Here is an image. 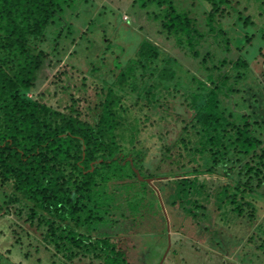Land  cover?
<instances>
[{
    "label": "trees",
    "instance_id": "16d2710c",
    "mask_svg": "<svg viewBox=\"0 0 264 264\" xmlns=\"http://www.w3.org/2000/svg\"><path fill=\"white\" fill-rule=\"evenodd\" d=\"M68 1L0 0V184L14 189V193L6 196L5 204L25 199L33 204L32 214L53 217L50 219V235L54 246L63 250L62 255L67 261H73L74 249L89 246L94 250L100 247L99 264H130L124 252L109 237L85 235L80 228L91 227V223L99 220L103 222V216L110 213L108 207L112 198L107 190L110 182L123 180L127 188L130 186L128 181L147 186L146 181L139 180L146 167L142 164L145 156L136 146L144 120L141 121L136 113L124 115L128 109L111 101L112 88H106V82L104 85L95 83L87 74L75 84L68 72L59 71L37 98L28 96L42 80L39 71L49 54L44 50L47 30H51L57 40L68 36L69 28L60 30L63 24H68L62 17ZM201 1L209 5L207 25L211 27L210 31H215L212 27L217 18L223 17L229 7H233L232 12L237 13L245 28L259 25L264 31V0H247L243 9L247 15L238 12L232 0ZM150 3L164 6L154 18L162 22L166 32L184 34L190 45L204 38L194 19L180 10L173 0H145L141 6ZM119 46L108 41L103 53L112 51L111 47L122 48ZM113 52L116 51L113 49ZM194 54L198 56L197 52ZM135 55L126 60L119 53L112 57L111 65L120 72L115 74V70L112 71L117 80L140 73L139 77L144 81L147 75L155 74L154 60L158 49L151 42L143 40ZM210 59L207 57L203 64L207 71L206 80L213 84L212 90L208 91L210 85L206 81L201 82L202 92L195 94L190 104L195 110L194 116L184 122L173 144L163 146L164 161L179 163L178 169L186 168L185 163L191 164L187 173L176 176L179 179L171 196L173 204L178 199L199 194L203 175L215 174L222 167V172L228 176L233 168L228 167L230 164L238 166L239 177L247 176L248 182H255L258 188L264 183L263 138L254 128V125L261 127V124L258 121L251 123L249 116L236 111L235 102L234 107L229 106L230 99L220 96H231L234 92L231 88L221 91L222 84L225 85L231 76L220 72L219 83L214 72L233 61L225 57L218 65L207 66ZM91 64L94 70L99 68L93 62ZM158 77L167 79L166 72L160 71ZM93 85L99 87L96 99L85 94ZM60 93L66 97L60 98L59 108H56L50 102ZM144 96L148 112L144 114L138 109L137 114L144 115L148 121L151 116L167 119L164 110L162 114L159 112L164 107L153 86L145 89ZM230 107L234 109L228 110ZM123 147L129 152L122 151ZM185 160L187 162L183 163ZM238 183L234 187L226 186L222 191L226 208L229 206L237 217L253 219L255 209L244 201V189L242 191ZM129 194L125 197L127 206L134 213L140 212L147 203L145 198ZM192 201L187 200V203L192 205ZM154 204V199L149 202L151 208ZM192 214L196 216L194 211ZM257 249L263 250L264 247L259 244ZM35 250H39L38 245ZM68 252L71 256L67 255ZM18 253L19 248H16ZM48 253L47 259L53 257L51 262L54 263L55 256ZM242 260L254 262L252 258ZM21 261H24L23 256ZM59 262L63 264V261Z\"/></svg>",
    "mask_w": 264,
    "mask_h": 264
},
{
    "label": "rangeland",
    "instance_id": "374dc122",
    "mask_svg": "<svg viewBox=\"0 0 264 264\" xmlns=\"http://www.w3.org/2000/svg\"><path fill=\"white\" fill-rule=\"evenodd\" d=\"M143 1L69 0L62 14L68 24L60 27V30L69 28L68 36L57 40L52 31L47 30L44 50L49 54L39 71L43 84L38 81L40 86L28 94L37 98L59 71L68 72L75 84L80 83L83 74H87L95 83L104 85L106 82V88H112L111 101L128 109L124 115L136 113L141 121L144 120L136 146L145 156L142 164L146 167L139 180L146 181L147 186L128 181L130 186L127 188L123 180L110 182L107 190L111 193L112 202L108 207L110 213L103 216L106 220L103 218V222L91 223V227H81L80 231L92 237H109L124 252L130 264H264V249H257L259 244L264 247V183L258 188L255 182H248L247 176L239 177L238 166L230 164L228 167L233 168L228 176L222 172V167L215 174L203 175L200 177L203 186L199 194L178 199L179 202L173 204L171 196L176 189L177 177L187 173L191 164L185 160L186 168L178 169L179 163L164 161L166 158L162 153L164 144H173L184 122L194 116L195 110L190 104L194 95L202 92L201 82L206 81L210 85L207 86L208 91L212 90L213 84L206 80L207 71L203 64L207 57H211L207 66L218 65L225 57L233 61L214 72L219 83L222 78L220 72L231 76L225 85L222 84L221 91L231 88L234 92L231 96H220L230 99L232 103L229 106L234 107L235 102L236 111L249 116L251 123L258 121L261 124V127L254 125V128L263 138L264 147V31L259 25L245 28L237 13L232 12L233 7H229L225 17L217 18L212 27L217 33L210 31L211 27L207 25L209 5L201 0H173L180 10L194 19L204 35L199 43L190 45L184 34L166 32L162 22L154 18L164 6L150 3L142 7ZM246 2L232 0L234 7L243 15H247L243 10ZM143 40L158 49L154 60L155 74L147 75L144 81L139 77L140 73L117 80L112 73L115 70L111 65L112 57L118 53L125 60L135 57ZM108 41L122 48H113L116 51L113 52L111 47L112 51L103 53ZM208 53L210 56L206 57ZM91 62L99 68L94 70ZM162 70L166 72L165 80L158 77ZM114 72L120 73L119 69ZM148 86L158 91V99L164 107L159 112L162 114L164 110L167 119L151 116L148 121L144 115L137 114L138 109L144 114L148 112L146 100H143ZM98 88L90 86L85 94L96 99L99 97ZM63 97L66 96L60 93L50 103L59 108L57 105ZM231 109L234 108L228 110ZM126 147L122 151L128 153ZM238 182L242 191L244 189V201L255 209L253 219L237 217L229 206L226 208V197L222 191L226 186L239 185ZM129 192L145 198L147 203L140 212L134 213L127 206L125 197L130 195ZM12 193L13 187L0 184V264H60V260L63 264L101 262L100 247L94 250L89 246L74 249L72 256L68 252L73 261H67L62 255L63 250L54 246L50 235V219L53 217L32 214L33 204L25 199L5 204L6 196ZM153 199L155 204L151 208L149 202ZM187 200L196 202L192 201L191 205ZM36 245L38 251L35 250ZM16 248H19L18 254ZM47 251L55 256L54 263L51 262L53 257L47 259ZM15 255L18 257H13ZM21 256L24 257L23 262ZM243 258H252L254 262L243 261Z\"/></svg>",
    "mask_w": 264,
    "mask_h": 264
}]
</instances>
